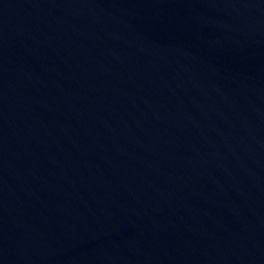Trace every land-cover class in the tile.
<instances>
[{"label": "water", "instance_id": "95a60500", "mask_svg": "<svg viewBox=\"0 0 264 264\" xmlns=\"http://www.w3.org/2000/svg\"><path fill=\"white\" fill-rule=\"evenodd\" d=\"M0 264H264V0H0Z\"/></svg>", "mask_w": 264, "mask_h": 264}]
</instances>
